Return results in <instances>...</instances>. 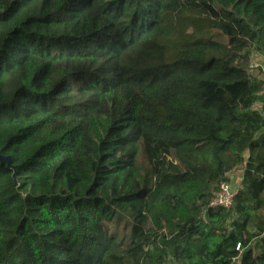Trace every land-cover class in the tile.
Wrapping results in <instances>:
<instances>
[{"label": "trees", "instance_id": "1", "mask_svg": "<svg viewBox=\"0 0 264 264\" xmlns=\"http://www.w3.org/2000/svg\"><path fill=\"white\" fill-rule=\"evenodd\" d=\"M252 53L264 0H0V264H264Z\"/></svg>", "mask_w": 264, "mask_h": 264}, {"label": "built area", "instance_id": "2", "mask_svg": "<svg viewBox=\"0 0 264 264\" xmlns=\"http://www.w3.org/2000/svg\"><path fill=\"white\" fill-rule=\"evenodd\" d=\"M250 67L261 66L262 70H264V64L251 59L249 62ZM255 107H260V103H256ZM239 186V182L236 186L232 185L229 180L221 179L218 182V186L213 196L209 200V205L216 206H224L229 207L232 205L234 196L236 194L237 188Z\"/></svg>", "mask_w": 264, "mask_h": 264}, {"label": "rangeland", "instance_id": "3", "mask_svg": "<svg viewBox=\"0 0 264 264\" xmlns=\"http://www.w3.org/2000/svg\"><path fill=\"white\" fill-rule=\"evenodd\" d=\"M252 59H254V60L258 61V62H261V60H262L261 57H260V55L257 54V53H252ZM237 171H238V170H236L235 172L231 173V174L229 175V178H228V180H229V181L232 183V185H234V186H236L237 183H238Z\"/></svg>", "mask_w": 264, "mask_h": 264}, {"label": "water", "instance_id": "4", "mask_svg": "<svg viewBox=\"0 0 264 264\" xmlns=\"http://www.w3.org/2000/svg\"><path fill=\"white\" fill-rule=\"evenodd\" d=\"M0 160L5 161L7 165L10 164V156L9 155H3L0 153Z\"/></svg>", "mask_w": 264, "mask_h": 264}, {"label": "crops", "instance_id": "5", "mask_svg": "<svg viewBox=\"0 0 264 264\" xmlns=\"http://www.w3.org/2000/svg\"><path fill=\"white\" fill-rule=\"evenodd\" d=\"M237 178H238V182H239L240 179H241V170H238L237 171Z\"/></svg>", "mask_w": 264, "mask_h": 264}]
</instances>
